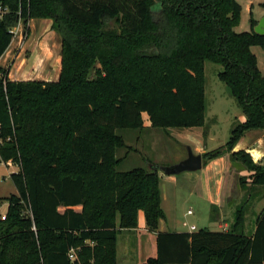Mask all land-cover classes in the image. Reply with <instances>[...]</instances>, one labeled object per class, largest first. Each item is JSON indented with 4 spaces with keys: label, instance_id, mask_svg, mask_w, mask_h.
Instances as JSON below:
<instances>
[{
    "label": "trees",
    "instance_id": "obj_1",
    "mask_svg": "<svg viewBox=\"0 0 264 264\" xmlns=\"http://www.w3.org/2000/svg\"><path fill=\"white\" fill-rule=\"evenodd\" d=\"M0 59L13 27L52 19L62 40L57 81L11 80L0 65V124L10 136L0 162L16 194L0 197V264H133L118 261L117 240L138 227L139 212L156 232L157 255L134 264H264V206L251 235L243 232L252 198L263 197L264 161L234 151L249 131L264 135V74L251 46L264 35L236 31L237 0H0ZM242 109L227 142L202 153L203 164L229 154L247 191L227 230L162 231L160 173L120 170L124 128L202 127L205 61ZM206 134V133H205ZM153 164L152 161H150ZM80 207V208H78ZM215 210V208H214Z\"/></svg>",
    "mask_w": 264,
    "mask_h": 264
},
{
    "label": "rangeland",
    "instance_id": "obj_2",
    "mask_svg": "<svg viewBox=\"0 0 264 264\" xmlns=\"http://www.w3.org/2000/svg\"><path fill=\"white\" fill-rule=\"evenodd\" d=\"M237 1L242 5V11L239 22L235 26V30L239 32L248 31L251 29V17L260 20L264 16V0ZM46 19H49L48 21L50 23L53 22L50 18H42L35 19L32 22L30 21V26L20 23L18 29L19 34H17L21 35L23 31L20 44L17 45V43L14 42L16 50L9 54L7 49L3 59L0 61L2 67L9 68V73L11 68V75L13 74V77L20 78L21 80L57 81L59 79L61 70L60 72L59 70L50 72V74L47 75L50 70L47 68V65H37V62L42 59L44 52H53V50H51L52 47L56 45L58 47V43L61 39L60 34H58L56 30L57 34L55 32H50L52 24L48 27L43 26L46 22L44 20ZM28 28L29 32H27ZM43 29L46 30V32L41 31ZM17 35L14 36V41L16 42L18 38ZM52 43H56V45ZM47 45L50 47L47 48ZM60 46H62V40ZM251 50L256 55L259 68L264 74V48L258 44H254L251 46ZM54 54H56V52ZM204 68L206 77V115L204 126L192 128L170 127L168 129L153 128L150 127L147 112H143L142 117L146 126L143 132L136 131V128L115 130L117 134L123 135L126 144V146L123 147L117 146L115 151L116 156L123 159V162L119 166L120 170H129L136 166L152 169L150 161L158 165L178 163L187 157L188 147H191L193 151L195 150L198 140L203 141L206 150H212L227 142L231 134V129L236 119H238L237 116L243 112L235 98L230 94L225 83L221 81L218 76V73L222 70V65L207 60L204 63ZM18 170L19 166L15 163L11 162V164H7L4 161L0 162V197L6 198L11 194H16L17 190L10 175ZM202 170L201 168L197 171H184L179 174H170L177 176L178 182L167 181L165 177L164 179L160 177L159 187L161 194L164 197L166 194H169L163 206L167 212V218L162 221V227L170 229L171 231H194L189 228L190 224L193 223L197 227V230L204 227H208L213 231L219 229L217 223L210 222L206 219L208 213H205L207 207L201 204L203 201L200 195L201 184L197 194H194L190 190L191 188H198L199 175L203 172ZM229 178L232 209L231 213L227 212L226 216H229L227 221L231 225L234 221V211L244 202L247 196V190L240 184L238 169H233ZM260 192L264 195V189L260 190ZM254 200L255 199H253V202L246 210V221L243 229L246 235H251L253 233L256 217L264 205L263 199L256 200L262 201L257 203H255ZM6 207L7 202H4L3 208L6 209ZM189 209L193 210L194 213L189 214ZM210 212L212 211L210 210ZM183 222H187L188 225L184 226ZM137 228L136 231L123 230L118 236V261L120 263L132 261L134 257L133 245L135 243V236H132L131 232H137L138 234ZM225 228L228 227L225 226ZM225 228L222 227L223 230H225ZM137 239L138 237L136 236V254L138 250ZM74 250L75 258L78 259L81 264L78 249ZM137 259H139L138 256L136 257V261Z\"/></svg>",
    "mask_w": 264,
    "mask_h": 264
},
{
    "label": "crops",
    "instance_id": "obj_3",
    "mask_svg": "<svg viewBox=\"0 0 264 264\" xmlns=\"http://www.w3.org/2000/svg\"><path fill=\"white\" fill-rule=\"evenodd\" d=\"M35 20V19H31L28 22V26H30L31 22ZM49 19H46L44 21H46L44 23L43 26L48 27L50 26V23L48 21ZM258 20V19H257ZM31 21V22H30ZM23 23V22H21ZM43 32H46V30H41ZM29 32V28L28 31ZM50 32H55V30L51 29ZM19 34V32H18ZM57 34V33H56ZM59 34V33H58ZM22 36H23V31L21 32V35H17V42L14 41V38L8 48V53L11 54L13 53V51L16 50V45H14V42L17 43V45L20 44V41L22 40ZM16 38V37H15ZM61 38V36H60ZM55 44L56 43H52ZM51 44V45H52ZM61 39L60 42L58 43V47L53 46L51 50H53V52H44L42 59L37 62V65L40 66L41 64L47 65V68H49L48 70V74H50V72H54L56 70H61V56H60V52H61ZM50 46L47 45V48H49ZM60 47V48H59ZM56 49V51H55ZM56 52V54H54ZM3 59V57L0 59V61ZM13 59V58H12ZM2 65V64H1ZM9 70V68H8ZM9 77L13 80H19L20 78H15L13 77V74L11 75V68H10V73H9ZM23 79V78H22ZM21 80V79H20ZM237 118H239L240 120L244 119V115L239 114L237 116ZM205 141V140H204ZM241 149H245L247 150L253 157L254 160L256 162L259 161H264V135L263 132L260 130H256V131H249L247 132L236 144V146L234 147V151L237 150H241ZM196 153H204L206 151L205 149V145H203V141L198 140V142L196 143L195 146V150ZM154 164V163H153ZM202 173L201 175H199V186L197 189L195 188H191V192H193L194 194H197L199 192V188H200V184H201V197H202V202L201 204L206 208L205 213H208V215L206 216V219L210 222H215L217 223L219 229L217 230H223L222 227L225 228V226H227L228 228L231 226L229 224V222L227 221V218H229V216H226L227 212L231 213V190H230V173L233 169H237L236 166L234 165L233 161L230 159L229 154H225L224 156L209 160L206 164H203L202 167ZM160 176L165 177V179H167V181H172V182H178V178L175 175H170V174H166L163 171H160ZM244 175L246 174L245 171H239V175ZM172 178V179H171ZM198 178V176H197ZM186 179V178H184ZM186 182V181H185ZM184 182V183H185ZM169 194H166V196L164 197L162 195V207L164 206V202L167 201ZM253 199H255V203L257 202H262V201H256V200H264V197H260V195H258L255 198H252L250 203L248 205H250L253 202ZM205 201V203H204ZM166 204V203H165ZM264 206V205H263ZM262 206V208H263ZM209 207V208H208ZM7 208V207H6ZM215 208V210H214ZM165 214H166V218H167V212L165 210V208L163 207ZM212 212H210V210ZM191 209L188 210V213ZM192 212L189 214L194 213L193 210H191ZM210 212V214H209ZM259 214V213H258ZM257 218V217H256ZM144 219V220H143ZM245 221H246V215H245ZM256 221V220H255ZM138 234L137 232H131L132 236L134 237V245H133V250H134V257L132 259V261H128L125 263H143L145 262L149 257H155L157 255V242H156V232L154 231H150L147 228L146 225V219H145V215L144 212L141 210L139 212V218H138ZM184 226H187V222H183ZM195 225L193 223L190 224V230H191V226ZM244 227H245V222H244ZM208 228V227H206ZM228 228H225V230H227ZM160 229L162 231H171L170 229H166L164 227H162V222L160 224ZM255 229V226H254ZM187 230V229H186ZM189 230V229H188ZM197 230L194 229V231ZM132 231H136L132 230ZM254 231V230H253ZM182 232V231H179ZM191 232V231H189ZM136 236L138 237L137 239V254H136ZM138 256L139 259H137L136 261V257Z\"/></svg>",
    "mask_w": 264,
    "mask_h": 264
},
{
    "label": "water",
    "instance_id": "obj_4",
    "mask_svg": "<svg viewBox=\"0 0 264 264\" xmlns=\"http://www.w3.org/2000/svg\"><path fill=\"white\" fill-rule=\"evenodd\" d=\"M254 30L264 35V16L258 20L255 25ZM203 167V157L201 153H195L191 147H188V155L186 158L178 163L171 165H158L151 164V170L153 171H163L166 174H179L184 171H197Z\"/></svg>",
    "mask_w": 264,
    "mask_h": 264
},
{
    "label": "built area",
    "instance_id": "obj_5",
    "mask_svg": "<svg viewBox=\"0 0 264 264\" xmlns=\"http://www.w3.org/2000/svg\"><path fill=\"white\" fill-rule=\"evenodd\" d=\"M7 12H8V9H7L6 7H3V6L0 5V19L3 18V16H4ZM20 23H21V22H19V24H18L17 26L13 27V29H12V31L14 32V36H16V35L18 34V29H19ZM10 139H11L10 136H5V135H3L2 125L0 124V147H1L6 141H8V140H10ZM0 158H1V155H0ZM7 164H11V161L7 162ZM3 205H4V204H2L1 207H0V219H1V220H5V219H6V216H7V208L4 209V208H3ZM191 212H192V211L190 210L189 213H191ZM194 229H196V226H195V225H192V226H191V230H194ZM70 257H71L72 259L75 258V250H74V249H72V250L70 251Z\"/></svg>",
    "mask_w": 264,
    "mask_h": 264
}]
</instances>
